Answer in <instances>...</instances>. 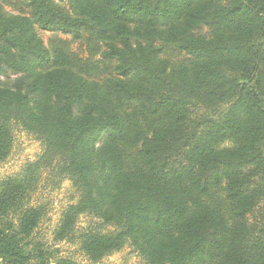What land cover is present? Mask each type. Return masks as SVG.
<instances>
[{"label": "trees", "instance_id": "1", "mask_svg": "<svg viewBox=\"0 0 264 264\" xmlns=\"http://www.w3.org/2000/svg\"><path fill=\"white\" fill-rule=\"evenodd\" d=\"M69 1L0 3V162L16 128L42 145L0 179V264H81L39 237L37 195L64 180L52 241L86 264L126 244L142 264H264V0ZM89 25L86 61L37 31Z\"/></svg>", "mask_w": 264, "mask_h": 264}, {"label": "rangeland", "instance_id": "2", "mask_svg": "<svg viewBox=\"0 0 264 264\" xmlns=\"http://www.w3.org/2000/svg\"><path fill=\"white\" fill-rule=\"evenodd\" d=\"M61 1L71 12H75L69 0ZM0 3L10 13H26V8L21 0H0ZM37 31L47 47L59 44L63 45L73 57L81 61L99 58L100 52L104 48V41L98 39L95 29L90 25L83 29L82 36L79 39H74L70 35L60 32L39 28H37ZM195 32L204 33L206 32V27L200 26L195 29ZM162 55L173 61H181L188 57L173 44H164ZM41 150L42 145L39 140L20 127L16 128L12 150L9 156L0 162V179L9 174L20 172L28 161H32L38 157ZM130 155L131 152L126 151L128 158ZM73 195L74 191L68 180L62 181L60 186L54 189L48 185L42 188L36 200L47 202L48 212L41 223L39 237L58 247L60 251L59 255L69 256L81 264H86L88 261L79 251L77 244L66 241H52V231L58 224L63 209L72 200ZM88 220L87 217L82 216L79 226H85ZM97 264H142V259L130 245L126 244L122 249L104 257Z\"/></svg>", "mask_w": 264, "mask_h": 264}]
</instances>
